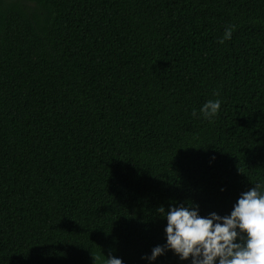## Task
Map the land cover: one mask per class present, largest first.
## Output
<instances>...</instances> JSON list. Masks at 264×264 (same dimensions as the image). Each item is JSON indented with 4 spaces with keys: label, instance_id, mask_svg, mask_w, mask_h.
<instances>
[{
    "label": "trees",
    "instance_id": "trees-1",
    "mask_svg": "<svg viewBox=\"0 0 264 264\" xmlns=\"http://www.w3.org/2000/svg\"><path fill=\"white\" fill-rule=\"evenodd\" d=\"M257 183L264 0H0V264H147Z\"/></svg>",
    "mask_w": 264,
    "mask_h": 264
},
{
    "label": "clouds",
    "instance_id": "clouds-1",
    "mask_svg": "<svg viewBox=\"0 0 264 264\" xmlns=\"http://www.w3.org/2000/svg\"><path fill=\"white\" fill-rule=\"evenodd\" d=\"M232 32L226 28L219 42L230 40ZM219 109V100H208L200 113L210 120ZM156 211L166 220V242L142 257L147 264L169 251L189 264H264V185L260 183L242 192L228 215L202 216L199 205L192 203L171 205L167 211L161 205ZM104 257L103 264H123L111 253Z\"/></svg>",
    "mask_w": 264,
    "mask_h": 264
}]
</instances>
